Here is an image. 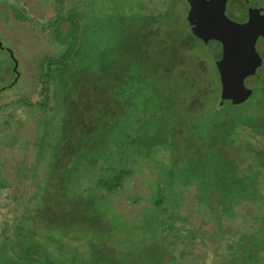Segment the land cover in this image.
<instances>
[{"label":"trees","instance_id":"1","mask_svg":"<svg viewBox=\"0 0 264 264\" xmlns=\"http://www.w3.org/2000/svg\"><path fill=\"white\" fill-rule=\"evenodd\" d=\"M134 1L120 0L123 5L116 6L111 19L97 22L98 14L91 12L88 1L55 0V21L51 25H39L42 31H47L48 27L53 31L66 27L63 41L67 40V49L58 63H39L42 102L29 104L16 100L14 103L28 109L46 110L53 100L50 96L52 85L57 91L69 79L74 83L82 81L80 75L86 71L92 75L87 76L89 82L106 85L107 90L103 93L97 89L91 93V88H85L79 94L81 84L59 95L64 102L62 119L59 116L57 119L60 127L57 142L60 163L66 161V166H61L60 180L51 179L54 189L46 197L58 192L59 203L51 205L46 203L47 200L42 204L44 209L38 212H47L48 205H51L50 209L58 207L53 217L48 218L50 227L47 232L59 234L65 241L60 239L63 248L53 250L56 257H52L50 250V254L45 250L49 242L34 244L29 256H39L37 252H43L42 255L50 260L58 258L57 264H184L185 259L195 257L192 243L198 234L196 230L186 228L188 222L182 212L187 190L194 187L200 212L202 209L208 211L210 220H217L222 231L219 241L225 245L223 250L230 254L233 262L264 264V143L258 142L256 146L254 142L259 137L264 141V87H259L256 98L249 100L251 94L242 104L222 103L219 77L214 63H210L212 72L208 82L204 76H186L187 73L170 76V106L154 109L151 76H148L151 65L156 62L166 69L174 61L179 62L177 58L171 63L175 56L173 52L177 50L167 49L170 43L193 46L194 42H201L192 35L186 13L184 20L176 19L182 13L177 2L181 4L185 0H167L164 10L148 8L151 0L146 3L144 0L140 3L141 10L136 8L139 10L136 12L133 11ZM67 2H71L70 6ZM138 2L136 0V4ZM174 2L178 7H174ZM144 7L148 15L142 14ZM108 20L115 23L113 40L108 38ZM160 27L165 32L158 36ZM177 37L179 41H176ZM102 43H111L114 48L118 46L115 52L124 51L123 55L132 52L136 46V58L122 56L109 61L95 48ZM211 44H202V47L208 48ZM13 66L19 73L16 62ZM132 69L136 76L132 75ZM203 72L201 70L200 74ZM140 95L148 96L141 110L136 106ZM99 96L109 101L110 108L91 99ZM116 106L120 110L114 121L111 118ZM168 107H172L169 115L166 112ZM171 114V120H178L181 125L169 120ZM152 126L161 130L152 132ZM229 151L237 154V160L227 155ZM165 154V159L158 157ZM246 154L251 155L253 163L241 172L236 161ZM69 157L70 163L67 161ZM138 161L146 166H158L160 170L154 193L148 199H142L148 205L141 207L134 221L111 208L112 212L106 208L108 213L103 216L99 208L108 202L111 205L108 196L122 189L124 180L130 173L134 174L128 167ZM87 178H92L90 186H86ZM101 192L105 193L104 196ZM250 206L256 210L252 227L243 225L245 231L236 228L233 233L223 230L224 218L236 220L238 210L244 212ZM60 221L64 223L63 230L55 225ZM94 225L98 230L92 234L90 230ZM105 225L110 226L106 231L122 249L119 256L110 252L107 242L102 239ZM48 240L56 241L51 236ZM66 248L68 251L64 253ZM87 252L90 254L88 260L84 259ZM259 253L260 259L257 257ZM25 258L26 255L19 260L38 263L32 257Z\"/></svg>","mask_w":264,"mask_h":264},{"label":"rangeland","instance_id":"2","mask_svg":"<svg viewBox=\"0 0 264 264\" xmlns=\"http://www.w3.org/2000/svg\"><path fill=\"white\" fill-rule=\"evenodd\" d=\"M56 1L58 2V0ZM86 1L89 2L91 12L98 14L96 17L97 22L105 18L111 19L116 6L123 5L120 0H107L104 3H101L102 0ZM147 1L145 0V3ZM165 1L167 0H151L148 8L158 7L159 10H164L165 7L167 8ZM143 2L144 0H139L138 4H136L135 0L133 4L135 9L133 11H139L136 8L141 10L140 3ZM67 4L70 6L71 2H67ZM177 4L180 5L179 11L182 13L178 14L176 19L184 20V13H186V17L188 15L185 3L179 4L177 2ZM177 4L175 3L174 7H178ZM55 7V0H0V108H2L0 111V264H30L27 260H19L25 255L27 259L31 257L36 259L38 261L37 264L59 262L58 258L55 260L51 258V262L50 258L42 255L43 252H37L39 256L29 255L34 244L44 245L45 242H49V247L45 248V250L48 254H50V250L52 257H56L53 250L63 248V241H65L61 235L58 234V236L50 231L51 235L47 232V228L49 229L50 227L48 218H52L53 213L56 212L55 209L58 208L56 206L50 209V207L54 202L59 203V199L56 196L58 192L46 199L48 197L47 194H51L54 189L51 179L60 180L61 166L62 168L66 166V161L60 163V146L57 142V136L60 134L59 120L57 119L58 116L59 119H62L61 108H63L62 103L64 102L60 96L81 84L79 94L85 88H91L89 90L91 93L97 89L103 93L107 90L106 85L100 86L91 80L89 82L87 76L92 75H88L86 71L80 75L83 76L82 81L77 80L74 83L72 79H69L61 84L57 91L56 89L54 90L57 87L52 85L50 87V90L52 89L50 96L53 100H51L46 110H40L39 108L28 109L24 105L14 103L16 100L29 104L41 103L42 96L39 94L41 84L38 80L39 63L44 62V65L49 61L58 63L66 52L65 44L67 40L63 41L64 34H67L66 27L58 31H53L50 27H48L47 31H42L39 28L42 23L47 26L55 21ZM122 12L125 13V10ZM142 14L148 15L146 8L145 11H142ZM113 22L112 20L106 22L109 27L108 38L112 40L114 38L112 28L115 26ZM99 30L101 32V28ZM164 32V29L160 27L157 34L158 36L163 35ZM176 41H179V37L176 38ZM193 44V46H182L181 43H170L167 45V49L176 48L177 50V52H173L175 56L172 58L171 63H173V59L177 58L179 62L174 61L173 65H168L166 69L161 68L156 62L151 65L152 74L149 73L148 76H151L150 83L152 93H154L152 101L154 109L170 106L168 102L172 91L170 76H182L187 73L186 76H204L203 79L205 78L207 82L211 80L209 73L211 74L212 69L208 58L212 61V57L209 52H211L210 49L215 51L217 47L214 45H210L208 48L206 46L202 47V44L197 41ZM95 48L100 51L101 56L104 55L109 61L118 60L122 56L127 59L136 58V46L127 55H123L125 54L124 51L120 54L115 52L118 46L114 48L111 43L109 45L98 44ZM262 51V55H264V48ZM181 61L183 62L181 63ZM15 62L19 73L13 66ZM86 64L87 61L85 60ZM201 70L204 71L203 74H200ZM131 73L136 76L134 69L131 70ZM258 74V78L246 80V84L251 86L252 90V96L249 100L256 98L260 86L264 87V66L261 67ZM71 75L75 76L74 74ZM116 75L119 76V73H116ZM139 93H143V91ZM91 99H97L101 101V105L109 107V101L103 96L92 97ZM147 99L148 96L144 95L142 97L140 95L138 102H136L139 110H141L144 100ZM156 99L157 102H155ZM65 101L67 100L65 99ZM171 108L168 107L166 111L168 115ZM119 110L118 106L113 109L112 120L115 121L118 118ZM171 118L172 114L169 116V120L174 124L181 125L178 120L172 121ZM164 122L167 123L168 120ZM152 127V132L161 130L156 126ZM76 132L77 130L75 134ZM161 134L159 135L160 137ZM113 135L115 136L116 133ZM254 142L256 146H258V142L264 143L260 137ZM64 145H62L61 150ZM227 155L232 157L233 160H237V154L234 155L232 151H229ZM246 155H244L243 159L236 161L237 163L239 162L237 167L240 168L238 170H241V172H244L253 163L251 155ZM122 156L126 157V155ZM165 156L167 155H158L159 158L162 157L163 159H165ZM67 161L71 162L70 157ZM128 168L133 170L134 174L130 173L129 177L124 180L120 191L108 196L107 199L111 202V205L109 206L108 202V204L99 206L103 216L108 213L106 208L109 210L111 208L116 212H120L127 220L134 221L141 207L148 205L142 199H148L149 195L153 194L154 189L157 187V174L160 171L158 166H146L138 161V163H131ZM91 180L92 178L86 179V186H90ZM258 181L260 182V180ZM48 188L51 190L48 191ZM95 191L99 192L98 190ZM101 193L104 196L103 194L105 193ZM195 196L196 190L194 187H189L184 197L186 203L182 211L184 214H182L185 215L184 218L188 222L186 228L196 230L198 234L192 243L195 257L185 259L184 264H237L229 257L230 254L223 250L225 245L219 241L222 231L219 230L220 227L217 220L212 222V219L210 220L207 214L208 211L202 209V212H200L201 208L198 207ZM44 202H49L48 204L51 205L47 206V212L42 211L39 214L38 211L45 207L42 205ZM73 209L76 210L77 208ZM255 212L256 210L251 206L247 207L244 212L238 210L236 220L224 218L223 230L231 233L236 228L245 231V228L253 226ZM46 225L48 226L46 227ZM55 225L58 229L63 230L64 228V223L61 221L56 222ZM243 225L246 227L242 228ZM75 226L78 227V225ZM87 227L91 228L89 225ZM109 227V225H105L102 228L104 231L102 239L107 242V248L110 249V252L112 251L115 256H119L122 249L117 246V243H114L115 238H111L109 232H107ZM97 230L98 227L94 225L90 233H96ZM244 234H247V232H244ZM49 236L56 239V241L50 242L48 240ZM112 242L113 244H111ZM66 251H68L67 248L64 253ZM87 253H85L87 257L84 259L87 258L88 260L90 254L89 252ZM257 257L260 259V253Z\"/></svg>","mask_w":264,"mask_h":264},{"label":"water","instance_id":"3","mask_svg":"<svg viewBox=\"0 0 264 264\" xmlns=\"http://www.w3.org/2000/svg\"><path fill=\"white\" fill-rule=\"evenodd\" d=\"M186 2L189 6L187 21L193 26L194 35L205 44L215 41L222 46V59L217 63L222 87L221 102L244 103L252 94L244 82L262 66L255 51V41L264 28V11H252L247 24L235 25L224 15L225 0ZM210 51L211 55L216 53L212 49Z\"/></svg>","mask_w":264,"mask_h":264},{"label":"flooded vegetation","instance_id":"4","mask_svg":"<svg viewBox=\"0 0 264 264\" xmlns=\"http://www.w3.org/2000/svg\"><path fill=\"white\" fill-rule=\"evenodd\" d=\"M185 6L187 8V14L189 12V6L185 0ZM225 11H224V15L226 16V18L229 20L230 23H234L235 25H245L249 22L250 20V13L252 11H264V0H225ZM187 19V17H186ZM262 19V17H261ZM190 28H191V32L192 35L197 38L198 41H200L202 44L206 45L201 39H199L197 36L194 35L193 33V26H191L189 24ZM263 30V31H262ZM233 42V41H232ZM199 43V42H198ZM231 43V41H230ZM215 47H217V49L215 50V55L214 53L210 56L212 57V61L208 58L210 63H214L216 71H217V76L219 77V82H220V96H221V79H220V74H219V70L217 67V63L219 61H221L222 59V46L221 44L212 41V44ZM263 48H264V28L261 29L259 31V34L256 38L255 41V51L257 53V56L260 60V65L264 66V55H262L263 53ZM261 66V67H262ZM260 68H256L254 71L253 75H250L251 77H248L247 79H252V78H258L259 74V70ZM246 79V80H247ZM246 80L244 82L246 88L251 89V86H249L248 84H246Z\"/></svg>","mask_w":264,"mask_h":264}]
</instances>
